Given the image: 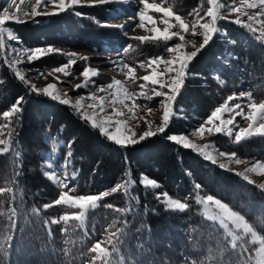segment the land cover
I'll use <instances>...</instances> for the list:
<instances>
[{
    "label": "trees",
    "instance_id": "obj_1",
    "mask_svg": "<svg viewBox=\"0 0 264 264\" xmlns=\"http://www.w3.org/2000/svg\"><path fill=\"white\" fill-rule=\"evenodd\" d=\"M81 12L83 16L68 10L15 26L23 39L34 38L31 44L38 45L93 49L122 40L117 28L93 20L108 14L104 7H84ZM219 29L222 32L218 31L189 64L166 132L130 146H118L70 106L31 91L29 84L0 61V125L9 120L11 132L8 150L0 154V188L11 189L0 192V245L8 251L7 256L0 253V264H85L91 260L89 250L94 244L116 229H123L118 243L123 256L118 264L249 263L240 252L242 238L234 249L231 234L206 216L196 197L220 198L264 236V211H260L264 209V191L167 139L205 120L234 91L250 90L254 97L264 98V41L257 39V32L231 20H220ZM21 96L23 111L3 117ZM51 137L64 142L61 157L72 152L67 159L69 170L76 175L71 183L75 194L97 195L126 180L135 184L129 185L127 194L119 191L103 198L89 210L86 226L52 223L69 208L43 207L55 201L61 191L45 175ZM217 141L237 156L264 161V138L234 144L227 136H219ZM142 175L155 179L159 187L142 186ZM195 184L201 188L195 189ZM164 193L188 203L189 208L169 209ZM109 204L113 207H106ZM113 221L115 226L109 229ZM8 236H12L10 241Z\"/></svg>",
    "mask_w": 264,
    "mask_h": 264
},
{
    "label": "snow or ice",
    "instance_id": "obj_2",
    "mask_svg": "<svg viewBox=\"0 0 264 264\" xmlns=\"http://www.w3.org/2000/svg\"><path fill=\"white\" fill-rule=\"evenodd\" d=\"M112 0H89L87 5H81V0H36V4L33 7L31 13L21 9L20 5H16L17 11L21 13L22 16H29L31 15L33 18L40 15H58L63 13L69 9H72L74 5H81V6H89L94 7L97 5H103L106 3H110ZM208 2L213 5V7H209L206 13L207 17H210L209 22L201 23L200 21L204 19L203 17L199 19H195L193 24L191 25V32L193 35L196 33L197 26L202 29L201 35L203 36V41L196 47L193 43L192 46L196 48L195 51L190 53L185 52V44L183 43L185 40V36L183 33L189 32V24L185 23L184 19L179 16L175 15L172 12L171 8L161 7L156 4L148 3V0H141L142 8L137 9L135 15L139 17L140 24L134 26L143 27L145 22H150L155 25V20L153 19V15L150 13H160L162 17V22L167 25L166 28L163 30L153 26L150 30L153 35L146 36V37H138L136 39L140 40L141 42L145 41H153L158 42L163 40L164 42H168L173 40L174 38H178L180 43H176L174 46L168 47L167 51L169 53L174 54V58L164 61L162 57H153L149 58L147 64L143 62L140 64L141 67H148L152 68V72L150 75L143 77V81L150 82L153 86L152 96H147L146 91H144V85H140L141 91L139 93L135 91H130V86H125L121 81L114 80L113 83L107 85V88L112 89L115 88L114 93H112L113 99L111 100L109 106H115L116 99L120 100V103L123 104L124 100L130 99L132 100V105L125 107L128 109L129 112L132 111L135 104V98L137 96H147V99L151 100L153 96L155 97H163L161 100V106L163 107V115H162V123L153 129L151 125L149 129L141 134L138 139L135 138V132H131L130 129L122 128V125L125 124V121L121 119H116L114 121V126L111 123L112 117H108V119H97L96 118V109L99 108L100 111L104 110V103L105 97H96L95 93H90L87 99H91L92 101H99L98 104H85L83 101L86 97L81 96L79 97L74 103L67 97L66 94H62L58 89L56 84H48L43 89L36 88L35 85H31V91L35 92L36 94L44 95L50 98L53 101H57L64 105L70 106L75 110L77 114L80 115L81 119L85 120L86 122H90V126L94 129H98L100 134L105 136L109 141L114 142L118 146H130L135 145L139 142H142L146 138H151L157 134H164L170 125V121L175 115L173 105L177 100L178 95L180 94L182 87L185 83L187 70L191 61L200 53L206 46L210 44L213 40L214 35L219 31L217 28V19L219 16V10L224 7L223 4H217L216 0H208ZM26 3V0H20V4L23 5ZM12 4H15V0H12ZM51 4L54 6L52 12H40L36 9L40 8L42 5L46 6ZM259 6L261 7V12L256 13L255 16L249 14L248 12L244 11L245 8L247 9H256ZM12 5H9L11 7ZM229 14L237 13V18L234 21L236 25L242 26L248 29L250 32H255L256 29L253 27L252 23H245L240 18L241 16H247L249 21L253 19H257L261 15H264V0H241V6L237 7L234 4L229 7ZM21 15L16 14H9L8 9L5 8L3 13H0V49H3L4 42H3V34L5 31L4 25L6 22L12 21L16 23H24L27 22L26 20L21 19ZM76 15H80V13H76ZM192 15V13H189ZM196 16H199V13H196ZM175 21L181 31H170V29L174 26L171 21ZM259 22V21H258ZM261 35L257 37L258 40H264V22H261ZM103 27H123L122 25H101ZM9 35L11 36V30L9 29ZM14 38V37H13ZM131 39V38H130ZM127 47H131L128 45ZM28 51V62L31 63L36 59L41 58L44 55L51 54V53H59V49H55L51 46L46 48H35ZM68 57V62L63 64L60 67H56L52 70L53 73H63L65 76L72 75L69 71L72 66L76 64L75 53H67L65 54ZM83 60H87V57H81ZM160 64L164 65V72H157L156 68L159 67ZM155 66V67H154ZM124 68H128V76L132 81V84H136V78L133 76L135 69L128 66L123 65ZM15 75L21 81H25L24 74L20 71H16ZM38 75H43V73H39ZM81 75L85 78V82L82 85H78L76 89L78 90L80 87L87 88L89 84H94L92 77L98 75V70L93 69L91 67H85L84 71ZM167 75V81L163 79H158L157 77H164ZM57 79H59L57 77ZM220 84H223V81H219ZM27 85V81H25ZM164 89H167L165 91ZM98 91H104V86L100 85L97 86ZM247 96L251 99V93H240V97ZM236 97L230 96L228 100L231 101ZM24 98L18 97L16 103L11 107L10 110L3 112V117L11 118L14 114L21 113L23 111L21 105L23 104ZM247 107L248 111L245 113L243 108ZM88 109H92V112L89 113ZM239 109V111H236ZM152 110L149 109V112ZM225 113L229 114V118L225 119ZM114 115L119 117L121 115V111H115ZM241 116L242 119L249 122L247 128H239V131L235 132L234 141L239 143L245 141L247 139H251L253 137H260L264 138V102L256 103L250 102L247 105L242 106L241 104H235L233 107H227V102L225 105H221L216 107L211 113L207 116L205 121L201 123L196 129L192 131L193 135H199L203 138L204 134L207 133L208 135L212 134H225L228 137H233L234 133V119L235 116ZM110 127L112 130H110ZM131 132V134H129ZM9 137L11 136V132L8 133ZM167 139L170 142H174L185 149L194 150L198 154H200L205 160L217 164L218 158L214 156L211 151L208 149L211 147L209 144L198 145L193 141L189 140L186 135L182 134H172L167 136ZM10 140H0V145H5V147H0V154L5 153L8 148L7 145H10ZM18 155V154H17ZM72 152L69 151L67 153V157H71ZM219 156H228L227 163H219V167L222 169H226L228 164L232 162V158L236 156L235 153L226 154L220 152ZM236 164H240L242 161L240 159H235L234 161ZM63 167V166H62ZM245 171H261L264 172V163H257L254 164L250 169H246ZM243 177V179L249 183L251 181L248 180V177L244 174V172L236 173ZM48 176V173H45ZM75 177V173L72 174V178ZM50 179L56 183L61 189L58 198L53 201L51 204L44 205V209H48L53 206L57 205H64L67 208L77 209L78 211H73L70 214L62 215L59 220H53L52 223H59L63 221L66 225L70 221H78L79 224L83 225L85 222L86 214L89 209H95L99 202L114 193L119 191H123L124 193H128L129 185L135 184L133 180H126L123 183H117L113 186L110 190L104 191L97 195H71L70 193L74 191L75 186L73 188H68V183L65 182L68 179V173H64V179L58 177L55 173H52ZM141 184L144 187H151L157 188L159 184L157 181L148 178L146 175L142 176ZM261 189H264V184L259 186ZM201 188L200 184H195V189L199 190ZM64 189H68V191H64ZM4 191H11V189H2L0 188V192ZM166 199V204L169 209H177V210H185L189 208V204L186 202H181L178 199H172L168 197L167 193L163 194ZM159 198V197H158ZM197 203L202 204L207 212L210 207L214 206L216 212L209 216V219L219 221V224L222 225L225 229H228L229 233L232 236V247L236 248V241L241 239V236L246 237L248 234H251L252 237V244L259 241V247L255 250V258L257 259V264H264V236H258L255 228L252 224H250L244 215H242L238 211H234L230 208L227 204L223 203L220 199L215 198L212 195H207L206 197H200L197 195L196 197ZM106 207L112 208L113 205L109 204ZM117 211H125L124 209H117ZM260 211H264L261 209ZM116 221L109 226V229H112L115 226ZM229 225L234 226V229L241 230V235L238 236L235 231L229 228ZM12 227H15V223L13 222ZM123 229H116L115 231L109 230L105 236V239L102 241H98L95 245L89 250L90 254H94L91 257L90 264H118L117 261H109V257L112 256L113 252L117 251V244L119 243V236L122 234ZM7 239L10 241L12 236H8ZM116 243H113V241ZM105 241L112 246V251L103 244ZM248 248L241 246V254L247 252ZM0 253L7 256L8 251L4 248L3 245H0ZM192 264H195L193 261Z\"/></svg>",
    "mask_w": 264,
    "mask_h": 264
},
{
    "label": "rangeland",
    "instance_id": "obj_3",
    "mask_svg": "<svg viewBox=\"0 0 264 264\" xmlns=\"http://www.w3.org/2000/svg\"><path fill=\"white\" fill-rule=\"evenodd\" d=\"M190 1L191 2L193 1V4L192 3L190 4ZM88 2L89 0H81V5H87ZM148 3L156 4L165 8H171L172 12L175 15L181 16L184 19L185 23L189 24L190 26L189 32L188 33L182 32V34L185 36V40L183 42L185 44V48H184L185 52L190 53L196 50V48L192 46L193 43L196 45V47H199V45L203 41V36L201 35L202 29L199 26H197L196 33L195 35H193L191 32V25L193 24L194 18L199 19L203 17L204 19L200 21L201 23L210 21L211 18L207 17L206 13L208 8L213 7V5H211L208 2V0H148ZM216 3L224 5V7L219 10V16L217 19V28L219 31L222 32V30L219 29L220 20L234 21L237 18V13L233 12L229 14L228 9L233 4L237 7H240L241 0H216ZM35 4H36V0H26V3L23 5L20 4V0H15V4H12V0H0V13H3V10L7 8L9 14L21 15V13L17 11L16 5H20L21 9L31 13ZM9 5L12 6L9 7ZM81 5H74L73 8L69 10H73L75 13H80V16H83V13L81 12V8L88 7L89 9L90 8L101 9V7H104L108 11V14L106 16L104 15L98 16L97 18L94 17L93 20L95 21V23L99 25H106V24L122 25L123 27H112V28H117V31H120L123 34L122 40L119 41L117 45L103 46L101 48L94 46L93 49L70 47L56 43H45L41 45L33 44V43L31 44L30 41L34 40V38L30 39L29 37H27L29 40L23 39L20 34L21 33L20 30H18L17 26H15L16 24L19 23L9 21L6 22V24L4 25L5 28L3 34L4 47L3 49H0V61H4L5 63H7L10 66V68L15 72L17 70L22 72L24 74L25 81H27V84H29L30 86L35 85L36 88L43 89L48 84H56L57 89L62 94H66L67 97L70 98V100L73 103L79 97L84 96L86 97V99L83 101V103H85L86 105L98 104L99 103L98 100L92 101L91 99H87L90 93L93 92L95 93L96 97H101V96L105 97L104 110L100 111L99 108H97L96 118L108 119V117H112L111 123L113 124V126H114V121L116 119H121L125 121V124L122 125V128L130 129L131 132H135L136 134L135 138L138 139V137L141 134H143L145 131L149 129L150 125L153 129L158 127L162 123V115H163V107L161 106V100L163 99V97L153 96L151 100L147 99V96H152L151 89L153 86L151 85L150 82L146 83L142 79L143 77L151 74L152 68L141 67L140 64L142 62L144 64H147L149 58H153V57H162L164 61L173 59L174 54L169 53L167 49L168 47L174 46L176 43H180L181 41H179L178 38H174L173 40L168 42H164L163 40L158 42H153L151 40L141 42L140 40L136 39L138 37L152 36L153 33L150 30L153 28V26L161 30L167 27V25H165L162 22L161 14L155 12L150 13L151 15H153V19L156 22L155 25H153L150 22H145L143 27L134 26L140 24L139 17L135 15V13L137 9L142 8L141 0H112V2L110 3L97 5L94 7L81 6ZM53 8H54L53 5L48 4L46 6L42 5L40 8L36 10L40 12H45V11L52 12ZM261 10L262 9L259 6V4L256 9H247V8L244 9V11L254 16L256 13L261 12ZM189 13H192V15H189ZM196 13H199V16H196ZM88 15L89 14H87L86 16ZM45 16H49V15H40L34 18L31 15L27 17L21 15V19L26 20L27 22L28 21L34 22L35 20L40 19V17H45ZM240 18L245 23H252L253 27L256 29L255 32H257L259 36L261 35V27H262L261 22H264V15L259 16L258 20L253 19L252 21H249L247 16H241ZM171 23L174 26L170 29V31H174V32L181 31L174 20L171 21ZM9 29L11 30V36L9 35V31H8ZM25 31L27 33L29 32V30H25ZM128 45H131V47H127ZM48 46H51L55 49H59L60 52L47 54L39 59L34 60L31 63L28 62L27 50H31L35 48H46ZM67 53L76 54L75 59L77 62L69 70L72 73V75L65 76L63 73H53L52 72L53 69H55L56 67H60L68 62V57L67 55H65ZM48 57L50 58L48 59ZM81 57H87L88 59L83 60L81 59ZM43 59L50 60L52 62L51 65L44 64L45 62H43ZM54 62H58V63L56 64ZM123 65H128L135 69L133 76L136 78V84L134 85L132 84V81L128 76V68H124ZM85 67H91L93 69L98 70V75L92 77L94 84H89L87 88L80 87L78 90H74L78 85H82L85 82V78L81 75ZM156 71L164 72V65L160 64L159 67L156 68ZM38 72L43 73V75H38ZM57 77L59 79H57ZM157 78L167 81V75H165L162 78L158 76ZM114 80H119L125 86H130L129 90L135 91L137 93L141 91V88L139 86L143 84L145 86L144 91H146L147 96H137L135 98L136 107H134L131 112H129L128 109L125 107V105L128 106L132 105V100L130 99L124 100L123 104L120 103L119 99H116L115 106L113 108L109 106V104L113 99L111 94L114 93L115 88L109 89L107 88V85L113 83ZM100 85L104 86V91L97 90V86ZM164 90L167 91V89ZM240 93H251V99H249L247 96L240 97ZM230 96H234L236 98L229 101L228 97ZM226 102H227V107L231 108L235 104H241L242 106H244L250 102L261 103L264 102V98H256L253 96L250 90L242 89V90L234 91L233 93L229 94L216 107L225 105ZM173 108L175 113V103L173 105ZM149 109H151L152 111L149 112ZM114 110L121 111V115L119 117H116L114 115ZM236 111H239V109H237ZM243 111L247 113L248 111L247 107H244ZM88 112L91 113L92 109H88ZM224 118L225 119L229 118V114L225 113ZM204 121L205 120L201 121L198 124H194L191 127L189 126L187 130H185L184 132L176 133V134L186 135L189 140L193 141L198 145H204V144L211 145V147L208 150L211 151L214 156H217L218 163L215 165L219 167V163H227L228 156H219L218 154L220 152L229 155L232 154V152H228L222 149L217 141L219 139V136H227V135L225 134L208 135L207 133H205L203 138H201L199 135H193L192 131L196 129ZM8 124H9V120H6L2 125H0V140H9L10 137L8 133L10 132V129L7 126ZM248 124L249 122L242 119L241 116L239 115L235 116L233 137L227 136L231 141V143L238 144L237 142L234 141L235 132L239 131V128H247ZM110 130H112L111 127ZM131 132H129V134H131ZM64 146H65L64 143L58 140L57 138H53V137L48 138V151L46 152L47 169L45 173L49 174L47 176L49 179L52 173H55L58 177L64 179V173L67 172L68 179H66L65 182L68 183V188L70 189L72 188L71 181L73 179L72 178L73 173L69 170V160L67 159V156L64 158L61 157L62 154L61 148ZM0 147H5V145H0ZM8 147L9 145H7V148ZM235 159H240L242 162L240 164H236L234 162ZM257 163H264V161L262 159H256L255 157H240L236 155L235 157L232 158V162L228 164V167L224 170L235 174L244 172V174L248 177V180L251 181V184L257 185L259 187L261 184H264V172L245 171L246 169H250L254 164ZM240 177L243 179L242 176ZM111 188H108L105 191H108ZM262 190L264 191V189ZM64 191H68V189H64ZM70 194L77 195L74 193V191L71 192ZM167 195L172 199H176L170 196L169 194ZM166 199L167 197L163 195V200L165 204H166ZM180 201L184 202L182 200ZM221 201L227 204L225 201L223 200ZM228 206L232 208L230 205ZM202 208L207 217H209L210 215L216 212L214 206L210 207L207 212L205 211L203 205ZM233 210L236 211L235 209ZM73 211H78V210L69 208L67 209L66 213L61 214L59 217L53 218V220H59V218L62 215L70 214ZM87 214H86L85 222L83 224L85 226L87 221L86 220ZM216 222L218 223L219 226H222L219 224L218 220H216ZM60 223L65 224L63 221H60ZM68 223L79 224L78 221H70ZM229 228L235 231L238 236L241 235V230L234 229V226L232 225H229ZM225 230L229 232L228 229ZM256 232L258 236H263L257 230ZM241 238L243 242L240 243V247L244 246L248 248V251L244 252L245 257L247 258V262H249L248 264H257V259L255 258V250L259 247V241L257 240L255 244H252L251 234H248L246 237L241 236ZM113 243H116V241L114 240ZM103 246L107 247L109 251H112V246L110 244L104 243ZM120 251L121 250L117 244V251L113 252L112 256L109 257V261L115 260L118 263L121 262L123 255L120 253ZM90 262L91 260L87 261L85 264H90Z\"/></svg>",
    "mask_w": 264,
    "mask_h": 264
},
{
    "label": "bare ground",
    "instance_id": "obj_4",
    "mask_svg": "<svg viewBox=\"0 0 264 264\" xmlns=\"http://www.w3.org/2000/svg\"><path fill=\"white\" fill-rule=\"evenodd\" d=\"M43 30V29H42Z\"/></svg>",
    "mask_w": 264,
    "mask_h": 264
}]
</instances>
